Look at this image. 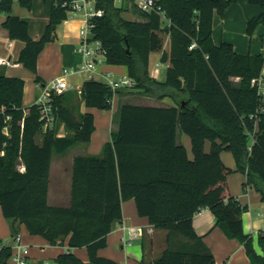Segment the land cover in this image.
<instances>
[{"label": "trees", "instance_id": "trees-1", "mask_svg": "<svg viewBox=\"0 0 264 264\" xmlns=\"http://www.w3.org/2000/svg\"><path fill=\"white\" fill-rule=\"evenodd\" d=\"M15 1L0 0V13L7 15L4 27L12 39L26 43L18 62L37 73L41 52L67 17L65 0H52L49 26L40 39H33L28 22L13 13ZM19 1L33 9L34 0ZM158 2L170 16L171 27L157 14L138 13L140 18L129 20L114 0H97L105 14L94 31L107 50V63L127 67L135 81L132 88L158 99L168 96L175 104L122 102L115 115L117 127L102 156L74 158L68 206L48 202L52 156L91 141L95 117L81 111L82 102L87 108L109 110L120 91L103 80L86 79L81 101L77 92L54 94L56 119L46 128L38 104L23 107L24 80L0 73L3 214L13 220L12 236L19 234V223L51 245L64 246L68 241L57 264H122L100 256L99 250L108 245V234L123 219V202L134 199L141 217L167 231V247L155 264H216L212 249L193 223L198 212L209 208L216 226L244 244L251 264H264V230L258 236L260 254L253 236L244 231L242 214L247 207L231 193L228 183L229 175L242 172L247 179L244 186L257 189L264 201V101L253 84L264 70V56L241 54L229 42H214L215 13L224 14L236 0ZM250 2L262 9L249 22L252 33L264 22V0ZM165 35L168 50H164ZM194 42L197 46L190 49ZM157 51H162L160 61L168 64L165 79L150 72V57ZM37 81H42L39 75ZM62 126L73 134L60 136ZM179 130L191 138L193 158L178 141ZM224 150L232 152L235 169L223 162ZM81 247L87 248L89 261L73 252ZM12 254V247L5 246L0 264H8Z\"/></svg>", "mask_w": 264, "mask_h": 264}, {"label": "crops", "instance_id": "crops-1", "mask_svg": "<svg viewBox=\"0 0 264 264\" xmlns=\"http://www.w3.org/2000/svg\"><path fill=\"white\" fill-rule=\"evenodd\" d=\"M32 8L33 9L26 8V10H24L19 7L15 1L13 13L19 15L23 20L28 22L29 32L33 39H40L45 34L47 26H49L53 1L34 0ZM261 11V6L251 3L250 0H236V2L232 3L225 10L224 14L216 12L213 23L214 42L218 45L222 42H229L233 44L235 50L241 54L264 56V22L259 23L252 33L248 31L249 22L255 16H258ZM6 18L7 15L5 13H0V57L9 59L11 64L0 65V73H5L8 77H17L24 80L23 107H29L37 102L43 86L51 82L53 78L55 79L60 76L64 68H74L83 62V56L77 50L80 42L79 30L82 26V20L77 17L73 20L67 22L62 21L58 24L54 31V40L46 44L39 56L37 73H35L18 62L21 51L24 49L26 43L20 39H12L10 37L9 31L4 27ZM169 46L170 41L168 37V47H164V50H168ZM161 55L162 51L153 52L151 54L150 72H152L153 68V59L158 64ZM107 65H111L115 70H119L116 66L106 62L100 66L99 71H109L106 68ZM166 65L168 67L167 63ZM124 70L127 72V68H124L123 71ZM160 74L161 71L157 77L158 79H161ZM37 75L41 77V82L37 81ZM101 77L102 76L99 77V80L102 81L103 79ZM86 79L87 77L85 76V80ZM70 85L71 88L69 90L77 92V89L81 88L83 84L77 86L73 82H70ZM119 95H121L124 100L129 102L132 100L134 103L137 102V104L145 102H140L141 97L144 100L150 99L154 102H163L168 105L175 104L168 96L164 99H158L136 88L121 90ZM148 102L150 101H147V103ZM83 106L85 107L82 102V112H91L94 114L95 128L100 125L104 130L103 136L93 143V137L96 132L95 129L91 141L89 143H84L87 146L79 147L69 159L62 157V154L65 152L61 153V157L55 160V169L52 156L48 202H50L51 197L54 202H61L69 195V184H67L66 190L63 183L66 179L70 178L72 180L73 161L77 155L98 153L101 151L104 144L111 140V120L113 112L110 115V112H108L109 110L98 108H89V110H87V107H85L83 111ZM98 112L99 114H97ZM59 135H66L62 127L59 131ZM178 141L185 145L189 157L193 158L194 154L192 151L191 138L179 130ZM210 148L211 143L207 142L206 150L209 151ZM221 158L227 166L233 169L236 168L237 165L232 152L227 150L222 151ZM53 172L56 175L55 184L52 183ZM246 180V175L239 171H235L228 176L231 193L247 207L246 211H244L245 213L242 214L244 231L253 236L256 251L263 254L261 245L258 242L259 232L264 230L263 196H261V193L254 187H245L244 183ZM122 208L123 219L118 222L108 234V245L99 250V255L114 259L122 264H155V261L167 247V231L156 229L149 223L147 218L141 217L138 214L134 199L124 201ZM12 221L13 220L7 219L4 216L0 204V242L11 240ZM193 223L196 232L203 237L204 242L212 249L216 258V264H251L244 244L237 238L228 237L219 226H216V217L209 208H204L198 212L194 216ZM123 225L133 228L141 226L144 228V233L137 239L127 242L125 239L126 231L122 228ZM17 227L23 242L30 246L29 264H43L45 261L50 260L56 262L58 256L68 249V241H66L64 246L51 245L47 238L41 235L30 234L25 224L17 223ZM73 252L82 260L89 261V253L86 247L74 248Z\"/></svg>", "mask_w": 264, "mask_h": 264}, {"label": "built area", "instance_id": "built-area-1", "mask_svg": "<svg viewBox=\"0 0 264 264\" xmlns=\"http://www.w3.org/2000/svg\"><path fill=\"white\" fill-rule=\"evenodd\" d=\"M114 3L126 12L129 9L131 13H133V10H137L135 15L138 13L157 14L167 26L171 27L173 24L167 11L159 4L158 0H114ZM62 5L67 8V17L63 21L67 22L77 17L82 20L80 42L77 50L82 54L84 60L79 66L64 68L60 76L53 78L51 82L43 86L36 105L38 104L40 107L41 114L45 120L44 127L46 128L53 124L56 119L53 95L67 92L71 88L68 80L69 76L85 75L87 79L97 80L102 76L103 81L117 92L132 88L135 85V81L128 75L118 77L111 71H99L100 66L107 62V50L101 40L95 37L94 30L97 27L98 20L105 14L103 8L97 7V0H65ZM196 46L197 43L194 42L190 49ZM10 64L11 61L9 59L0 57V65ZM159 73V66L156 63L152 68L151 75L157 78ZM253 84L257 87V91L264 101V70L259 77L253 80ZM77 92L81 95L82 87L78 88ZM254 140L255 137L252 135V141ZM122 228L126 231L125 239L127 242L137 239L144 233V228L141 226L133 228L123 225ZM5 246L12 247L13 254L8 264H29L30 246L23 242L20 234H17L16 237L12 236L11 240L0 242V250ZM43 264H50V261H45Z\"/></svg>", "mask_w": 264, "mask_h": 264}, {"label": "rangeland", "instance_id": "rangeland-1", "mask_svg": "<svg viewBox=\"0 0 264 264\" xmlns=\"http://www.w3.org/2000/svg\"><path fill=\"white\" fill-rule=\"evenodd\" d=\"M16 3L18 4V6L19 7H21L22 9H24V10H26V8L27 7H23V5H21V3H20V1L19 0H16ZM124 17L125 18H127V19H129V20H135V19H138L139 18V16H138V14L137 15H135V14H133V13H131V12H125L124 13ZM60 27V26H59ZM79 34H80V30H79ZM164 47H168V36L167 35H165L164 36ZM157 62L156 61H154V59H153V62H152V67L156 64ZM108 66V65H107ZM106 66V68H107V70H109V71H111V72H113L114 73V75L115 76H118V77H124V76H126V75H128L127 74V72H126V70H124L123 71V69L124 68H127L125 65H113V66H116L117 68H119V70H115L113 67H111V65H109L108 67ZM158 66H159V69H160V71H161V74H160V78L161 79H165V76H166V72H167V65H166V63H162L161 61H159L158 62ZM68 80L70 81V82H73L75 85H77V86H80V85H82L83 84V81L85 80V75H72V76H69L68 77ZM236 81H238L239 79H235ZM126 90V89H125ZM67 92H76V91H72V90H68ZM121 92V91H120ZM78 93V92H77ZM77 98L81 101V96H80V94L78 93V95H77ZM135 98H138V97H135ZM140 99V98H139ZM124 101H126V100H124V98L121 96V95H119V94H116L115 95V97H114V99H113V104H112V108L111 109H109V111L108 112H110V115L112 114V112H113V117H112V120H111V123H112V129H114V128H116L117 127V124H116V120H115V118H116V114H117V111L119 110V107H120V105H121V103L122 102H124ZM142 101H145L144 103H141V104H143V105H156V106H165V105H167L168 106V104L167 103H163V102H154L153 100H150V99H143L142 97H141V99H140V102H142ZM147 101H150V102H148L147 103ZM152 101V102H151ZM131 102H134V101H132L131 100ZM135 103H137V102H135ZM83 111L85 110V107L83 106ZM87 110H89V108L87 109ZM97 114H99V112L97 113ZM96 114V115H97ZM97 118H98V115H97ZM62 129H63V131H65L66 132V135H72L73 133H72V131L70 130H68L65 126H62ZM96 132H95V135H94V137H93V143L94 142H96L99 138H101L102 136H103V133H104V130H103V128L102 127H100V125L99 126H97L96 128ZM43 130V129H42ZM181 131V130H180ZM110 133V132H109ZM41 139H42V133L38 136V140L41 142ZM82 146H87L86 144H84V143H80V144H78V145H76V146H74L73 148H70L68 151H66L64 154H62L63 156V158H66V159H69V157H71L72 156V154L73 153H75L76 151H77V149L79 148V147H82ZM104 147V146H103ZM102 153H103V148L101 149V151L100 152H98V153H94V154H91V155H95V156H102ZM58 157H61V154H58V153H54V155H53V159H54V163H53V165H54V169H55V160H56V158H58ZM52 180H53V184H55V182H56V175H55V173L53 172V175H52ZM61 184V183H60ZM64 184V187H66V190H67V184H69V187H70V191H69V195H67V197H65L64 198V200L63 201H61V202H58V201H56V202H54V200H53V198L51 197L50 198V202H49V205H58V206H68L69 204H70V200H71V185H72V180L69 178V179H66V181L63 183ZM50 264H56V262L54 261V260H50Z\"/></svg>", "mask_w": 264, "mask_h": 264}]
</instances>
